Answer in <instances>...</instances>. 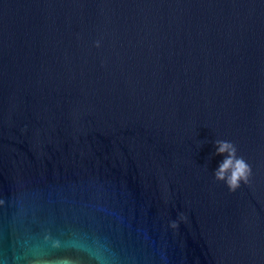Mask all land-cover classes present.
<instances>
[{
	"label": "water",
	"instance_id": "water-1",
	"mask_svg": "<svg viewBox=\"0 0 264 264\" xmlns=\"http://www.w3.org/2000/svg\"><path fill=\"white\" fill-rule=\"evenodd\" d=\"M0 264H264V0H0Z\"/></svg>",
	"mask_w": 264,
	"mask_h": 264
},
{
	"label": "clouds",
	"instance_id": "clouds-1",
	"mask_svg": "<svg viewBox=\"0 0 264 264\" xmlns=\"http://www.w3.org/2000/svg\"><path fill=\"white\" fill-rule=\"evenodd\" d=\"M214 143L215 155L224 157L213 173L215 181L223 182L230 192L237 191L242 183L247 185L251 176V166L243 157L237 155L236 146L227 140H216ZM170 226L173 229L179 227L176 222H172Z\"/></svg>",
	"mask_w": 264,
	"mask_h": 264
}]
</instances>
